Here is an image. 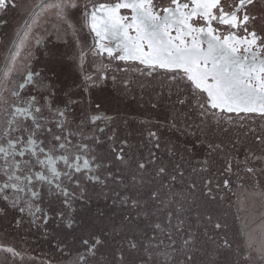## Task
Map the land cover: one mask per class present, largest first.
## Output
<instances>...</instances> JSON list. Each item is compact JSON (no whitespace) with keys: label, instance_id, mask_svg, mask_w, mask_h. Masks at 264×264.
<instances>
[{"label":"rangeland","instance_id":"obj_1","mask_svg":"<svg viewBox=\"0 0 264 264\" xmlns=\"http://www.w3.org/2000/svg\"><path fill=\"white\" fill-rule=\"evenodd\" d=\"M70 20L75 16L70 14ZM75 29V36L68 26L57 29L70 40L65 46H53V53L58 54L66 47L61 53L67 59L66 68L60 70L66 71V97L83 101L90 97L100 102L102 107L97 110L105 109L115 119L109 125L114 139L107 135L99 145L104 152L98 158L109 165L99 170L101 186L83 196L85 204L79 201L75 214L79 223L72 228L73 236L88 237V232L98 230L101 249L108 254L119 246L126 255L143 252L132 247L136 243L147 252L144 259L148 264H160L157 260L162 264H264L255 251L262 240L264 183L259 188L255 185L259 161L251 159L252 153L259 155L264 149L256 140L264 133V120L253 116L217 124L202 117L192 103L179 102L188 95L187 89L178 88L166 77L137 71L144 69L138 62L99 61L85 55L81 66V50L86 52L93 45L88 39H77L87 38V27L80 33ZM85 76L92 78L87 91ZM78 109L89 112L94 107L88 108L84 102ZM120 155L123 161L117 159ZM160 167L165 173L159 172ZM249 167L256 171L248 173ZM261 170L264 173V163ZM61 230L59 227L39 241L40 251L45 254L51 249L52 261L58 264L72 259L77 244L75 238L64 240ZM24 245L35 246L28 239ZM172 255H177L178 263ZM28 259L21 257V263ZM37 260L44 264L42 258Z\"/></svg>","mask_w":264,"mask_h":264},{"label":"snow or ice","instance_id":"obj_2","mask_svg":"<svg viewBox=\"0 0 264 264\" xmlns=\"http://www.w3.org/2000/svg\"><path fill=\"white\" fill-rule=\"evenodd\" d=\"M255 5L256 0H108L105 3L89 0L83 5L81 14L84 26L94 33V47L91 49L94 55L107 54L119 61L138 62L144 69L137 71L146 70L148 76L157 74L166 77L178 88L187 89L188 95L179 101L181 104L192 103L200 109L202 117L217 124L222 120L232 124L253 116L264 120V29L258 32L255 28L257 17L249 11ZM7 6L8 0H0V9ZM37 7L41 12L54 10L57 18L67 24L75 36L76 29L70 20V13L81 9L77 0H57L56 3H42ZM125 11L129 14H124ZM38 15L34 13L33 24ZM28 27L30 29L31 26ZM28 34L25 31L24 36ZM36 42L40 43L39 40ZM23 44L21 40L12 56V67ZM85 55L81 50V66ZM34 76L39 78L38 73L28 71L27 78L18 88L36 85L47 90V98L41 96L37 100L34 95L24 98L19 90H11L17 101L13 104L0 92V107L8 105L13 109L11 112L4 109V114L11 118L6 121L7 127L0 135V156L5 161L0 171L7 177L0 185V193L14 189L17 195L3 197L11 207L34 218L43 216L46 220L39 203L41 193L50 198L63 197L62 202L70 208L76 193L70 190L69 185L80 187L77 174L92 172L93 166L98 169L100 164L96 163L97 157L88 144L72 143L77 135H83L80 126L75 133L70 129L68 117L75 101L69 99L63 108L54 107L51 84L44 79H39L37 84ZM91 79L90 76L84 77L85 91ZM101 119L112 118L91 116L93 122ZM53 120L54 126L48 127ZM150 135L155 136V133ZM256 140L264 145V133L257 135ZM117 159L123 161V156H117ZM251 159L264 163V149L259 156L252 153ZM61 162L64 170L57 167ZM244 163H249V157H245ZM139 167L144 168L145 165L140 164ZM231 168V163L227 164V170ZM165 171L164 167L159 168L160 173ZM255 171V168H247L248 173ZM87 178L99 180L98 176ZM224 184L227 185L228 181L225 180ZM37 185L39 191L36 190ZM25 192L36 200L19 195ZM261 195L264 196V192ZM4 211L0 209V212ZM68 226H72L71 220ZM215 226L221 227L220 224ZM259 230L262 240L255 251L264 260V223ZM83 243L87 245L88 241ZM99 243L97 240L87 251L94 255ZM184 243L187 245L188 241ZM224 243L230 247L227 240ZM248 247H253L251 237ZM4 250L19 255L13 248ZM81 261L86 262L84 255H80L73 264H80Z\"/></svg>","mask_w":264,"mask_h":264},{"label":"flooded vegetation","instance_id":"obj_3","mask_svg":"<svg viewBox=\"0 0 264 264\" xmlns=\"http://www.w3.org/2000/svg\"><path fill=\"white\" fill-rule=\"evenodd\" d=\"M56 2L57 0H8V6L4 9H0V92H2L3 95L9 99L10 103L13 104L17 103V101L16 98L11 95V90H19L21 97L24 98L32 95L36 96L37 100H39L41 96L47 98V90L37 87L36 85L28 84L25 85L23 89L18 88V85L24 83L27 78L28 71L38 73L39 78L34 76V81L38 84L39 79H44V81L51 84L53 88L54 97L51 99H53L54 107L63 108L64 105L68 103L69 99L75 101V103L71 105V115L68 117L71 121L70 129L75 133L77 132V126H80L83 135H77L76 138L72 140V143L88 144L89 147L93 149L92 154L96 155V163H99L100 167L96 169L94 165V170L92 172L77 174V176L80 177L81 186L77 187L75 184L69 185L70 190H73L76 193L75 197L72 198L70 208L62 202L63 197L58 199L54 197L50 198L42 192L39 203L40 207L46 214V220L43 216L34 218L29 216L27 212L22 213L18 208L11 207L10 202L5 201L3 197L5 195L10 197L17 195L14 189L9 188L3 193H0V209H5L4 212H0V264H22L21 257L24 261L29 258L25 264H38V258H42L44 264H58L57 262L52 261L51 249L49 252H45V254L40 251L39 241L48 233L55 234L59 227L62 229L61 237L64 240L69 241L72 238H75L74 240L77 243L75 247L72 248V250L74 249L73 252H75L71 256L72 259L62 264H73L80 255H84L86 258V262L81 261L80 264H148V260L144 259L147 258V252H144V249H141L143 248L141 246L138 248L136 243L134 244V249L143 251L141 252L143 253V259L138 263L134 261L141 255V253L126 255V252L122 250V246H119V248L109 254L103 251L101 249L102 245H100L103 239L98 236V230L88 232V237L78 234L73 236L74 231H72V228L75 225L78 226L77 224L79 223L75 218V214H77L78 211L77 206L80 205L79 201H81V204H85V201L87 200H85L83 196L89 195V193L101 186L99 183L102 179V174L100 175L99 170H101V167L104 165H109V162L103 164L102 160L98 158L100 152H104V148H100L99 145L103 143L104 138L107 135H109V140L114 139V132L110 131L109 125L111 120H114L115 118L112 115H107V110L105 109L97 110V106H101L100 102H94L95 100H90V97L85 101L66 97L65 88L67 85L65 81L66 76L64 75L66 71L65 69L64 71H60L63 70V68H66V62L64 64V61L67 59H63V55L61 54L66 47L62 48L58 54V52L53 53V46L62 47L67 45L70 40L68 39V35L62 36L61 33L57 32V29H65L68 25L57 18L54 14V10L47 9L41 12L40 8L37 7L42 3L48 4ZM77 2L81 6V9L72 10L70 14L75 16V20H72L71 22L74 23L75 28H77L80 33L82 29H86L83 24L81 10L85 3H89V0H77ZM91 2L105 3L108 2V0H91ZM249 11L257 17L254 23L256 30L260 32L261 29H264V0H256L255 7L250 8ZM34 13H39V15L35 17V24L32 23ZM124 14L129 13L125 11ZM26 21L27 25L25 24ZM29 25L31 26L30 29L28 27ZM25 31H28L29 33L27 37L24 36ZM87 34V38L78 37L77 39H88V44H91L94 47V33L87 31ZM21 40L24 41V44L20 48L19 56L16 57L15 66L12 67V56L16 53L17 46L20 44ZM37 40H39L40 43H37ZM92 48H88L85 53L92 57L93 60L97 59L99 61H104L106 59L112 62L115 61L114 58L107 56V54L94 55L91 50ZM58 60L61 61L60 65L57 63ZM10 67H12L11 72H9ZM84 102L88 108L94 107V109L89 112L78 109ZM5 108H7L8 112L13 110L8 105L0 107V135H2L3 129L7 127L6 121L11 118L10 115L4 114ZM45 115H48V113H45ZM94 115L111 117L112 119H101L93 122L91 121V116ZM54 124L55 120H53L52 123H49L48 127H53ZM69 139L72 138L69 137ZM259 151L260 149L256 150V152ZM259 155L257 154V156ZM17 159L23 160L25 157H17ZM4 162V158L0 156V166H2ZM57 167L64 170L62 162L58 164ZM261 169L262 162H259L257 167L258 179L255 183L258 188L264 183V173ZM88 176H98L99 180L88 179ZM6 179L7 177L4 176L2 171H0V185H2ZM36 190H40L38 185ZM19 195L23 196L25 199L31 198L36 200V198L30 197V193L27 192ZM49 200H51V203H49ZM75 203L77 204L76 206ZM61 213H63V216H61ZM69 220L72 221L71 227L68 226ZM241 232L243 234L245 233V230L242 229ZM67 236L71 239H68ZM26 238L33 242L35 246H32L31 248L25 246L24 242L27 240ZM85 240L88 241L87 245L83 243ZM97 240H99L100 243L96 244L94 250L95 254L93 255L88 252L87 249ZM9 247L15 249L19 255H13L4 250ZM152 255H154V253L150 254L149 257L152 258ZM172 256L173 262L178 263L176 260L177 255ZM126 257L133 262L126 261ZM157 263L162 264L164 262L162 260H157Z\"/></svg>","mask_w":264,"mask_h":264}]
</instances>
